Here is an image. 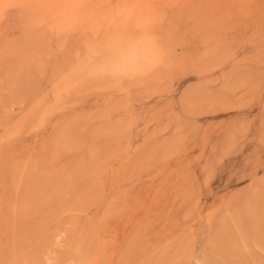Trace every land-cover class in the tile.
<instances>
[{
  "label": "rangeland",
  "instance_id": "obj_1",
  "mask_svg": "<svg viewBox=\"0 0 264 264\" xmlns=\"http://www.w3.org/2000/svg\"><path fill=\"white\" fill-rule=\"evenodd\" d=\"M0 264H264V0H0Z\"/></svg>",
  "mask_w": 264,
  "mask_h": 264
}]
</instances>
